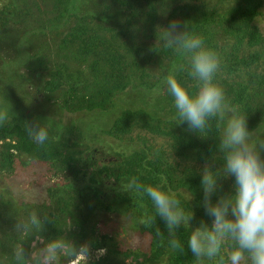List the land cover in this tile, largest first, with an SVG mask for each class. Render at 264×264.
Listing matches in <instances>:
<instances>
[{
    "label": "rangeland",
    "instance_id": "374dc122",
    "mask_svg": "<svg viewBox=\"0 0 264 264\" xmlns=\"http://www.w3.org/2000/svg\"><path fill=\"white\" fill-rule=\"evenodd\" d=\"M101 1L75 0V14L99 16ZM217 1H222L220 9L228 5L227 0H205L212 5ZM173 6L156 9L155 25H165L168 16L178 18L172 13L180 9ZM162 11L167 15H161ZM56 13L54 0H0V112L8 117L0 121L17 122L25 129L26 123L37 121L47 129V140L53 147L76 158L83 157L86 169L82 176H73L60 159H41L14 149L12 138L0 140V153L11 152L10 160L0 156V264H10V248L17 239L14 219L32 210L43 212L50 219L42 233L25 242L26 250L33 255L46 239L59 236L88 247L87 256L78 252L61 258L60 264H155L151 259V237L142 230L136 212L126 206L127 192L122 188L128 180L123 178L116 183L96 176L93 182L90 163L93 159L112 168L111 162L122 155L146 148L149 154L161 153L176 172L187 168L199 172L205 163L181 159L167 136L135 125L125 133L112 131L113 119L125 109L142 108L152 117L173 118L167 107L159 104L165 90L162 80L173 73V68L165 59L152 57L141 63L145 83L135 81L116 91L106 110L66 108L63 97L44 96L43 85L56 76L60 83H77L80 88L83 80L87 81L86 62L74 54L73 44L66 41V33L76 21L74 14L62 22L55 19ZM141 22L132 39L148 52L155 37ZM255 23L264 35V0ZM214 39L216 52L231 43L221 30ZM236 73L257 91L250 113L245 114L248 120L259 118L258 125L250 129L254 133L264 131V83L256 87V82L251 81L252 74L264 75V60ZM148 85L151 87H145ZM219 183L230 187L232 178H221ZM94 188L100 189L99 197L94 195ZM101 248L102 255L98 254ZM227 250L226 244L221 256Z\"/></svg>",
    "mask_w": 264,
    "mask_h": 264
},
{
    "label": "trees",
    "instance_id": "16d2710c",
    "mask_svg": "<svg viewBox=\"0 0 264 264\" xmlns=\"http://www.w3.org/2000/svg\"><path fill=\"white\" fill-rule=\"evenodd\" d=\"M74 1L54 0L57 9L55 19L63 22L69 15L74 14L76 21L68 29L66 41L73 44L75 55L84 57L86 62L84 73H87V81L83 80L79 88L77 83L62 84L56 76H51L43 85L44 96L61 97V99L63 97L62 103L66 108L71 106L75 109L82 107L106 110L110 106V98L116 91L125 89L135 81L141 85L145 83L146 73L141 63L148 62L152 57L159 61L165 59L173 68L172 74H175L185 87L191 88L192 82L179 68L182 62L180 56L171 50L156 48L155 45L153 47L158 53L153 52L150 50L152 44L146 52L145 47L132 39V34L134 35L141 27L138 26L139 21H142L143 28L146 24V30L154 36L156 9L174 5L173 7L178 6L180 10L172 14L178 17L177 20L185 21V25L191 32L200 35L207 47L215 50L217 43L214 37L219 30L229 36L231 43L226 44L227 47L224 46L226 49L220 47L221 53L216 52L219 57V68L214 78L215 83L224 90L231 107L243 115L250 113L253 97L257 91L236 72L256 67L262 59L264 60V35L255 23L263 0H227L228 5L224 9H220L222 1L212 5L207 4L205 0L196 2L181 0L182 3L179 2L180 0H102L98 2L99 16L75 14L77 7ZM167 18L169 20L171 17ZM164 71L166 73L165 69ZM251 77V81L256 82V87H261L264 83L263 74H252ZM145 87H151V85ZM161 100L159 104H164L169 111L167 113L172 114L173 118L152 117L142 108L125 109L113 119L112 131L125 133L134 125L145 127L153 133L169 137L181 159L212 163V167H217L221 157L216 150L215 121L210 123L207 136L198 137L187 130L185 123L176 124L171 97L167 94L166 88ZM258 120L259 118L251 120L246 118L248 128L256 127ZM7 137L12 138L14 149L45 160L60 159L69 174L73 176L84 174L86 168L81 159L83 157L80 160L71 153L60 151L53 147L49 140L43 144H37L20 123L0 121V140ZM0 156L10 160L11 152L3 150ZM212 160L217 162L214 163ZM111 163L112 168L92 159L90 180L94 182L96 176H99L100 178L108 177L119 183L123 178L128 180L135 177L142 185H159L164 190L176 193L178 198H181L183 207L192 209V226L201 220L209 223V218L199 206L201 192L197 170L187 168L176 172L175 166L168 163L161 153L149 154L146 148L134 149ZM191 190L194 192V198L189 201L188 206L187 201L182 197ZM231 190V186L226 187L224 183V186L220 185L219 193L229 194ZM99 191L100 189L94 188L96 197H99ZM126 197V206L131 207L141 221L147 214L154 212L147 197L134 191H127ZM215 198L213 196V199ZM141 227L151 237V259L155 264H194V258L187 249L183 254L170 250L167 230L158 216L151 224L141 223ZM186 234L187 230L184 228L175 232L176 238L181 243L185 241ZM205 264H216V261H206Z\"/></svg>",
    "mask_w": 264,
    "mask_h": 264
},
{
    "label": "clouds",
    "instance_id": "9594fccd",
    "mask_svg": "<svg viewBox=\"0 0 264 264\" xmlns=\"http://www.w3.org/2000/svg\"><path fill=\"white\" fill-rule=\"evenodd\" d=\"M161 15L167 13L162 11ZM154 37L150 50L158 53L156 48L162 47L180 56L179 68L192 82L191 88L185 87L175 74L162 80L171 97L176 124L185 123L188 131L201 138L207 136L211 122L217 126L216 150L221 160L217 167L205 162L199 169V206L209 223L201 220L192 226V209L183 207L176 193L159 185H142L131 177L122 190L147 197L154 212L141 223L151 224L158 216L167 230L170 250L183 254L187 249L194 264L217 258L219 264H264V131L254 133L247 126L246 115L228 104L224 90L214 79L219 68L218 54L205 45L200 35L191 32L185 21L172 18L165 25H156ZM7 118L6 113L0 112V120ZM26 132L37 144L48 139L47 129L37 121L26 123ZM229 176L232 190L220 194L219 181ZM193 198L192 190L182 197L188 206ZM14 220L17 239L10 248V264H60L61 258L78 252L87 256L85 243L76 245L59 236L46 239L33 255L26 251L25 242L44 231L49 217L32 210ZM181 228L187 230L183 243L175 236ZM226 244L228 250L221 256ZM103 253L104 249L98 250V254Z\"/></svg>",
    "mask_w": 264,
    "mask_h": 264
}]
</instances>
